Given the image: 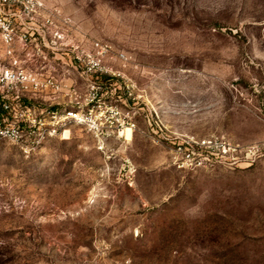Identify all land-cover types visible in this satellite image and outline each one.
I'll use <instances>...</instances> for the list:
<instances>
[{"label":"rangeland","instance_id":"rangeland-1","mask_svg":"<svg viewBox=\"0 0 264 264\" xmlns=\"http://www.w3.org/2000/svg\"><path fill=\"white\" fill-rule=\"evenodd\" d=\"M45 4L14 21L26 41L0 34V64L56 86L11 102L93 123L32 151L0 138V264H264V0ZM97 41L111 53L86 74ZM182 135L236 151L179 169Z\"/></svg>","mask_w":264,"mask_h":264},{"label":"built area","instance_id":"built-area-1","mask_svg":"<svg viewBox=\"0 0 264 264\" xmlns=\"http://www.w3.org/2000/svg\"><path fill=\"white\" fill-rule=\"evenodd\" d=\"M45 0H0V34L8 45L27 40L26 34H18L15 20L24 21L25 17L34 18V14L45 8ZM2 14L8 16L3 21ZM63 34L55 32V40L62 44ZM94 54H80L76 51L75 62L86 74L103 70V59L111 53L110 46L103 42L93 43ZM12 50V49H9ZM77 50V49H76ZM126 59L124 53L119 54ZM0 138L21 145L26 151L36 149L50 136H63L70 122L86 123L92 126L90 114L71 109L49 110L37 115L28 106L17 108L11 100L18 101L19 95H11L12 90L27 89L29 86H56L52 80L43 81L32 77L14 59L10 65L0 64ZM172 160L179 169H196L211 164L219 157L232 156L235 145L219 136L196 137L192 135L177 136L173 141Z\"/></svg>","mask_w":264,"mask_h":264},{"label":"bare ground","instance_id":"bare-ground-1","mask_svg":"<svg viewBox=\"0 0 264 264\" xmlns=\"http://www.w3.org/2000/svg\"><path fill=\"white\" fill-rule=\"evenodd\" d=\"M125 132L127 134V138L130 139L132 137V129L128 127V128H126Z\"/></svg>","mask_w":264,"mask_h":264},{"label":"trees","instance_id":"trees-1","mask_svg":"<svg viewBox=\"0 0 264 264\" xmlns=\"http://www.w3.org/2000/svg\"><path fill=\"white\" fill-rule=\"evenodd\" d=\"M101 76L104 77V76H106V75H103V74H102ZM104 78H107V77H104ZM0 103H1V99H0Z\"/></svg>","mask_w":264,"mask_h":264},{"label":"crops","instance_id":"crops-1","mask_svg":"<svg viewBox=\"0 0 264 264\" xmlns=\"http://www.w3.org/2000/svg\"><path fill=\"white\" fill-rule=\"evenodd\" d=\"M17 45V44H16ZM16 48H18V47H16Z\"/></svg>","mask_w":264,"mask_h":264}]
</instances>
